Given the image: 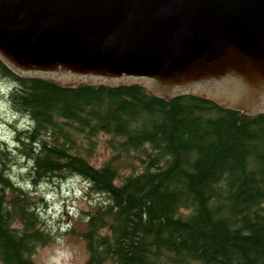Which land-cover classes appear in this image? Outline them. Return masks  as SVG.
<instances>
[{"label":"trees","instance_id":"obj_1","mask_svg":"<svg viewBox=\"0 0 264 264\" xmlns=\"http://www.w3.org/2000/svg\"><path fill=\"white\" fill-rule=\"evenodd\" d=\"M0 78L24 125L0 143V264H35L50 235L28 189L66 176L105 198L81 233L85 264H264V115L26 79L1 61Z\"/></svg>","mask_w":264,"mask_h":264},{"label":"water","instance_id":"obj_2","mask_svg":"<svg viewBox=\"0 0 264 264\" xmlns=\"http://www.w3.org/2000/svg\"><path fill=\"white\" fill-rule=\"evenodd\" d=\"M0 61L26 79L138 85L264 115V0H0Z\"/></svg>","mask_w":264,"mask_h":264},{"label":"rangeland","instance_id":"obj_3","mask_svg":"<svg viewBox=\"0 0 264 264\" xmlns=\"http://www.w3.org/2000/svg\"><path fill=\"white\" fill-rule=\"evenodd\" d=\"M4 86L5 81L0 78V143L12 149L16 144V130L24 125L22 118L10 109ZM3 148L6 147L3 145ZM101 161L102 157H97L92 163L99 166ZM20 169L23 168L14 167L17 178L25 173ZM34 186L28 191L36 197L33 199L35 210L50 240L36 248L33 261L35 264H85L88 253L81 232L86 228L87 216L105 198L89 192L87 184L76 176L51 179Z\"/></svg>","mask_w":264,"mask_h":264},{"label":"bare ground","instance_id":"obj_4","mask_svg":"<svg viewBox=\"0 0 264 264\" xmlns=\"http://www.w3.org/2000/svg\"><path fill=\"white\" fill-rule=\"evenodd\" d=\"M128 170V169H127ZM71 178V177H70ZM73 179V178H72ZM94 192V191H93ZM110 194V193H109ZM110 262V261H109ZM112 264V263H111Z\"/></svg>","mask_w":264,"mask_h":264}]
</instances>
